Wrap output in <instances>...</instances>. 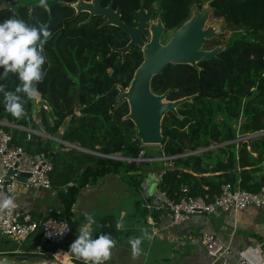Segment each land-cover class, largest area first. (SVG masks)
Masks as SVG:
<instances>
[{
  "label": "trees",
  "instance_id": "1",
  "mask_svg": "<svg viewBox=\"0 0 264 264\" xmlns=\"http://www.w3.org/2000/svg\"><path fill=\"white\" fill-rule=\"evenodd\" d=\"M1 1L6 6L0 8V21L18 18L30 26L44 24L51 33L43 45V79L34 82L37 94L32 98L20 94L24 115L17 119L5 109L0 93V119L38 129L33 113L38 106L47 134L86 149L80 151L35 134L26 140L25 131L5 128L27 152L44 153L50 160L48 178L60 203L58 216L72 231L76 226L72 208L81 189L97 185L111 173L120 174L134 189L139 186V164L112 156L119 153L135 159L144 149L135 138L132 122L124 119L127 102L117 100L118 86L128 87L143 55L137 45L123 59L120 53L111 52L112 47H123L128 35L115 26H102L101 17L86 20L85 12L76 14L71 4L77 0H44L43 6L40 0ZM205 1L114 0V6L120 9L123 22L133 25L140 3L154 4L165 28L175 29L189 17L193 6L200 8ZM108 2L102 0L101 5ZM210 6L205 26H241L247 37L224 43L215 58L197 64L200 70L188 64H168L150 83L155 94L168 91V100L194 95L191 102L177 107L181 118L168 113L161 122L159 146L163 155L174 157L170 160L174 167L162 173L157 187L172 199L181 191L187 196L218 194L224 183L251 192L264 185V134L227 145L228 149L182 156L211 141L235 138L225 121L215 120L218 113L229 120L244 117L245 133L264 131V0H210ZM19 84L11 72L0 79L5 91H14Z\"/></svg>",
  "mask_w": 264,
  "mask_h": 264
},
{
  "label": "crops",
  "instance_id": "2",
  "mask_svg": "<svg viewBox=\"0 0 264 264\" xmlns=\"http://www.w3.org/2000/svg\"><path fill=\"white\" fill-rule=\"evenodd\" d=\"M5 6L6 3L0 0V8ZM165 170L166 167L157 171L139 167V186L136 189L127 185L118 173H111L97 185L81 189L72 208L76 226L69 230L64 243L58 248L57 259V254L39 255L34 252L36 246L43 245L38 233L19 248H16L14 240L0 233V259L7 258L21 264H83L68 249L78 229L86 223L85 212L95 219L93 238L98 234H108L115 241L109 264H206L208 256L198 240L204 233L219 237L237 251L264 240V207H248L236 213H195L186 222L169 228L168 211L161 205V192L157 187ZM118 192L126 195L124 206H119ZM14 198L36 220L45 217L49 207L60 208L52 188L31 190L18 184ZM143 209L148 211L143 213ZM147 219H151L154 225H148ZM118 223L123 227L117 228ZM153 228L159 230L155 236L151 234ZM136 237L142 238L141 251L133 258L129 240ZM7 250L9 254H6ZM44 250L55 251L54 248Z\"/></svg>",
  "mask_w": 264,
  "mask_h": 264
},
{
  "label": "built area",
  "instance_id": "3",
  "mask_svg": "<svg viewBox=\"0 0 264 264\" xmlns=\"http://www.w3.org/2000/svg\"><path fill=\"white\" fill-rule=\"evenodd\" d=\"M43 108L48 109L45 104ZM6 127L9 130L19 129L26 131V140L30 138L31 134H40L29 127L0 119V196H11L15 205L10 210L0 209V233L14 240L17 244L16 248H19L24 241L33 238L39 233L43 248L40 245L36 246L34 252L39 255L49 253L51 256H55L58 248L69 234L68 222L64 218H60L58 209L54 210L53 207L47 209L45 217L36 220L30 213L19 206L14 198L18 184H22L25 188L31 190L51 189L48 178L51 162L44 153L32 154L27 152L23 146L16 144L12 140L11 133L5 129ZM57 139L60 144L69 145L68 147L80 151H86V149L78 145H70L59 138ZM227 145L229 144L226 142L213 143V145L210 144L207 147H202V149L197 148L187 151L182 155L200 154L212 149L226 147ZM142 154L141 152L138 160H143ZM112 157L118 156L113 155ZM173 158L162 157L159 160H172ZM8 171H10L9 175H7ZM19 173H25L27 176L21 177ZM160 202L162 207L168 211V227L172 228L186 222L195 213L207 215L217 211L236 213L248 207H264V185L258 191L251 192L239 186L224 183L220 186L218 194L209 195L204 193L198 196H187L184 191H181L174 199L168 197L162 191ZM147 224L153 226L154 222L151 219H147ZM66 228L68 229L67 231L61 232ZM158 232V229L153 228L151 234L155 236ZM198 240L208 256L206 264H264V240L238 251L232 249L229 243L222 241L211 233L200 235ZM44 248H54L55 251L44 250ZM110 260L111 255L103 264H109ZM80 261L84 264L82 259Z\"/></svg>",
  "mask_w": 264,
  "mask_h": 264
},
{
  "label": "water",
  "instance_id": "4",
  "mask_svg": "<svg viewBox=\"0 0 264 264\" xmlns=\"http://www.w3.org/2000/svg\"><path fill=\"white\" fill-rule=\"evenodd\" d=\"M114 0H110L106 6L101 5V0H77L72 3L75 13L87 12L86 20L93 16H103L102 26H115L126 33L129 42L120 48L112 47L111 52H118L124 58L131 46L141 48L143 60L135 69L128 87L118 86V101L125 100L128 105V113L124 119L132 122L135 128V138L140 140L143 146L160 145L162 142L161 122L163 117L171 113L178 118L177 107L185 102H191L194 95L184 96L176 100H168V91L155 94L150 88L153 76L163 72L168 64H188L197 70L200 61L210 60L216 57L223 49V45L211 49H204V44L218 35L213 25L205 23L211 11L210 0H206L200 8L194 6L189 17L175 28L165 43H161V37L165 33V27L159 17L151 21L158 8L152 4L147 10L140 6L136 26H128L121 19L119 8L113 9ZM149 31V40L144 42L142 32ZM58 140L57 138H53ZM90 152V151H88ZM120 160L135 161L139 158L115 157ZM10 174L8 171L7 175ZM19 176H27L19 173ZM75 182V179L72 181ZM67 185L65 188H67ZM54 261H50L53 263ZM0 264H21L7 258H1Z\"/></svg>",
  "mask_w": 264,
  "mask_h": 264
},
{
  "label": "clouds",
  "instance_id": "5",
  "mask_svg": "<svg viewBox=\"0 0 264 264\" xmlns=\"http://www.w3.org/2000/svg\"><path fill=\"white\" fill-rule=\"evenodd\" d=\"M41 6L44 0H40ZM51 35L47 25L30 26L18 18H9L0 21V79L9 72L16 74L20 84L14 91H5L0 85V93L3 94L5 109L15 118L24 115L23 97L32 98L37 94L34 82H40L44 73L41 66L45 62L42 55L43 45ZM11 196H0V209H12L14 207ZM86 223L78 229L76 238L69 245L68 251L76 258L82 259L84 264H103L111 255L110 250L115 241L108 234H98L93 238L92 225L95 219L90 213H83ZM121 223L117 228H121ZM64 229L61 232L67 231ZM60 233V232H59ZM141 237L129 240L133 258L140 254Z\"/></svg>",
  "mask_w": 264,
  "mask_h": 264
},
{
  "label": "rangeland",
  "instance_id": "6",
  "mask_svg": "<svg viewBox=\"0 0 264 264\" xmlns=\"http://www.w3.org/2000/svg\"><path fill=\"white\" fill-rule=\"evenodd\" d=\"M193 9L194 8L191 9L190 14H191ZM213 26H214L215 30L218 32V35L205 43V45H204L205 49H211L215 46H221L224 43H229L232 38H244L245 36L247 37L246 33H244V30L241 26H235V25L226 24V23H224L221 26H216V25H213ZM172 32H173V29L166 32L161 38V43H165L169 39ZM38 109H39L38 106H36L34 108L35 112H33V113H35L34 121H35V123H37L39 125V127H38V129H33L30 127L29 128L36 131V132L38 131L40 134L36 133L35 135L39 136L41 139L49 138V139L53 140V138H56V137H51L49 134H47L40 124ZM215 120L217 122H222V123H224V121H225L226 122L225 124H227L231 128V130L234 131L235 138L231 141H226V143H228L229 145H235V144H237V142L239 140H241L243 138H246V139L247 138H255L259 134H264V131H262L260 133L257 132V133H251V134L245 133V131L242 128L244 117H239L236 119L232 118L231 120H229V119L225 118L224 116H222L221 114L218 113L215 115ZM243 140H245V139H243ZM212 142L213 141H211V144L213 145V143H215V142H213V143ZM66 146L68 147L69 145H66ZM55 147H57V146H55ZM143 147H144V149L142 150V153L144 156H141L143 158V160H136L135 161L136 163H138L140 165L139 167L145 166V167H147V169H149V170L155 169V171H157L159 169L161 170L164 167H166V170L174 167L173 162L170 160L159 161V158H162V157L166 158V156L163 155L162 149L159 145H147V146H143ZM199 148L202 149V147H199ZM225 148H227V147H225ZM212 150H215V149H212ZM115 156L121 157L119 153L115 154ZM182 156H186V155H182ZM158 162H161V163H158ZM118 196L120 198L119 199V201H120L119 206H124L125 200H126V197H125L126 195L118 192ZM95 205H97V204H95ZM8 252H10V251L7 250L6 254H9Z\"/></svg>",
  "mask_w": 264,
  "mask_h": 264
},
{
  "label": "flooded vegetation",
  "instance_id": "7",
  "mask_svg": "<svg viewBox=\"0 0 264 264\" xmlns=\"http://www.w3.org/2000/svg\"><path fill=\"white\" fill-rule=\"evenodd\" d=\"M109 1H110V0H109ZM101 2H102V0H101ZM108 3H109V2H108ZM108 3H107V4H108ZM107 4H106V5H107ZM106 5H105V6H106ZM151 5H152V4L150 3V4L145 5V6H142V7H143L144 10H147ZM153 5H154V4H153ZM140 6H141V3L139 4L138 8L135 10V15H136L135 23H134L133 25H128V26H136V24H137V22H138V18H139L138 14H137V11L139 10ZM154 6H155V8H158L156 5H154ZM115 8H117V7H115L114 4H113V9L115 10ZM191 9H192V8H191ZM119 10H120V9H119ZM190 11H191V10H190ZM85 13H86V17H85V18H87V17H88V13H87V12H85ZM159 13H160V10H159V8H158V12L154 13V14L152 15V17H151V21H152V22L155 21L157 17L160 18V14H159ZM98 17H101V18H102V22L104 21V17H103V16H98ZM121 19H122V18H121ZM160 20H161V18H160ZM161 22H162V20H161ZM162 24H163V22H162ZM163 25H164V24H163ZM164 27H165V26H164ZM205 27H206V26H205ZM169 30H172V29H166V28H165V33L168 32ZM173 30H174V29H173ZM165 33H164V34H165ZM149 34H150V33H149L148 30H144V31L142 32V39H143L144 42H146V41L149 40V37H150ZM164 34H163V35H164ZM163 35H162V36H163ZM161 38H162V37H161ZM210 40H211V39H210ZM207 41H209V40H207ZM207 41H206V42H207ZM128 42H129V38H128V40L126 41V44H127ZM206 42H205V43H206ZM126 44H125V45H126ZM125 45H124V46H125ZM204 45H205V44H204ZM133 46H134V45H133ZM133 46H131L130 49H132ZM139 48H140V47H139ZM140 49H141V48H140ZM204 49H205V48H204ZM130 51H131V50H130ZM141 52H142V51H141ZM142 55H143V54H142ZM122 59H123V58H122Z\"/></svg>",
  "mask_w": 264,
  "mask_h": 264
},
{
  "label": "bare ground",
  "instance_id": "8",
  "mask_svg": "<svg viewBox=\"0 0 264 264\" xmlns=\"http://www.w3.org/2000/svg\"><path fill=\"white\" fill-rule=\"evenodd\" d=\"M57 257H58V254L56 255V259H57ZM58 262L61 263L59 260H58Z\"/></svg>",
  "mask_w": 264,
  "mask_h": 264
}]
</instances>
